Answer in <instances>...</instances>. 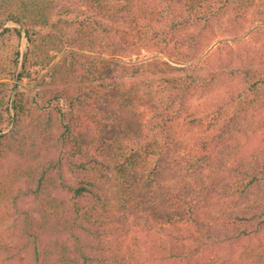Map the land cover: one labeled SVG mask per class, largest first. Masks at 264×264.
<instances>
[{
  "label": "trees",
  "instance_id": "obj_1",
  "mask_svg": "<svg viewBox=\"0 0 264 264\" xmlns=\"http://www.w3.org/2000/svg\"><path fill=\"white\" fill-rule=\"evenodd\" d=\"M258 22L264 0H0L27 42L0 72L41 74L0 99V264H264V27L199 60Z\"/></svg>",
  "mask_w": 264,
  "mask_h": 264
},
{
  "label": "rangeland",
  "instance_id": "obj_2",
  "mask_svg": "<svg viewBox=\"0 0 264 264\" xmlns=\"http://www.w3.org/2000/svg\"><path fill=\"white\" fill-rule=\"evenodd\" d=\"M11 25L13 24H9L6 27H12ZM17 28H21L20 26L16 25ZM260 27H264V22L260 23H255L253 25L248 24L244 30L239 31L238 34H230V35H226V36H222L217 38L216 40H214L212 42V44L208 47V49L204 52V54L202 55L201 59H199L201 62L202 60L208 55V53L213 49L216 48V46L221 43V42H229L231 43L233 46H244L246 44H248L251 41L250 38V34L252 32H254V30H256L257 28ZM5 28H1L0 29V58L4 59V58H14L17 57V55L21 52L22 53V57L24 56L26 49H27V42L25 39H20L18 34L16 32H5L4 30ZM67 54V52H64L62 54H59L57 56L56 62L61 60V58ZM155 55L152 52L149 51H145L143 50L141 53L139 54H135L132 55V57H130L129 59H127L129 62H141L144 60H148L151 58H154ZM22 62V60H21ZM21 65L19 66V71H21ZM48 70L45 71L43 73V75L47 74ZM41 74L37 75L36 73L30 75L29 77L25 78L23 81H20V78L16 77V76H10L9 74L6 73H2L0 72V99H2L3 101H5L7 103V101L9 99H11V97L13 96V94L15 93V91L17 90H21V91H25L26 93L29 94H34L36 93V91L38 90L37 85L39 84L40 80H41ZM3 84H8V87H2ZM5 122L3 124L4 129L6 130H11V124L9 123V118H8V112L6 111L5 113ZM38 140H40V138H37ZM35 139V140H37ZM242 142H245L246 146H250L253 144V142H255V140H247V139H242ZM33 143V140H30L28 145L31 146ZM40 143H42L40 141ZM53 143H55L54 141H51L50 145H52ZM45 144V143H44ZM46 145L45 147L47 148ZM47 154V149H43L42 150V156ZM48 157V156H47ZM12 161L8 160L6 162L5 167L8 169H11L12 166H15L20 159L17 158L16 156H12ZM144 235V234H143ZM153 235V236H152ZM155 235L154 233H151L149 236L146 235L144 236V240H141L139 242H136V246L140 247L141 244H144L145 242L151 243V241L155 240ZM161 236V235H160ZM164 240H169V234H164ZM158 238V236L156 237ZM152 239V240H151ZM157 240V239H156ZM126 242L129 243H133L134 241L132 240H127ZM46 244L48 243H44L43 244V248L45 249ZM131 246V244H130ZM137 247V248H138ZM135 248V249H137ZM133 248V251L135 250ZM157 250V249H156ZM154 249L153 248H149V246L147 245H143L142 248H138L137 251L135 252L136 257H135V261L136 263L138 262V264H153L152 260H150L151 256H155L156 258L159 257L157 254L154 255ZM88 256L95 258L94 256H92V253H87ZM97 261L95 260L92 264H95Z\"/></svg>",
  "mask_w": 264,
  "mask_h": 264
}]
</instances>
